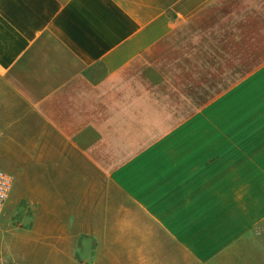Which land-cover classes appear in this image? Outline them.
Returning <instances> with one entry per match:
<instances>
[{"label": "crops", "instance_id": "crops-1", "mask_svg": "<svg viewBox=\"0 0 264 264\" xmlns=\"http://www.w3.org/2000/svg\"><path fill=\"white\" fill-rule=\"evenodd\" d=\"M212 13L228 67L211 86L200 67L192 106L190 70L160 48ZM0 158L36 176L16 201L28 264L41 245L83 264H264V0H0Z\"/></svg>", "mask_w": 264, "mask_h": 264}, {"label": "rangeland", "instance_id": "rangeland-1", "mask_svg": "<svg viewBox=\"0 0 264 264\" xmlns=\"http://www.w3.org/2000/svg\"><path fill=\"white\" fill-rule=\"evenodd\" d=\"M221 29L222 28L220 27L219 33L221 32ZM216 36L214 14L212 13V16L210 17L209 14L207 16L204 15L203 23L200 22L199 16L196 15L190 19V21H187L182 25H178L175 28L170 40L160 48V51L167 52L166 55H163V57L159 59L161 65L171 67L173 69L184 68L185 70H190L192 106L198 99L200 67L205 66L207 68L206 80L208 85H214L215 66H218L217 68H219V70H223L224 72V68L228 67V64L226 63L229 60L226 58L216 59L217 61L222 62V64H216ZM219 45H221V43H219ZM239 65L246 70L247 60L239 59ZM244 70L240 68V72L238 74L233 76H224L222 80L223 90L229 87L232 83H235L245 77ZM187 77L188 76L185 75V78ZM186 80L187 79H185V84ZM213 93L214 92H211L208 89V96L214 95ZM22 168L21 163L14 164L11 162L10 164L6 160L0 158V169L14 175V187L11 194L12 197H10V202L7 203L0 220V228L3 231L2 236L0 237V258H4L7 255L14 257L15 260L19 261L16 264H19L20 262L22 264H28L30 260L28 251H25V247L21 244L24 221L20 218V216L22 215L24 208L20 204H17L16 201L19 199L22 192L24 181L28 178V180H30L36 177L35 174H32L31 177H29L28 174L24 176L25 173ZM33 189L37 190L35 186L31 188V190ZM14 236H16V239H14ZM9 237L11 238L8 239ZM12 238L14 241L16 240V242L19 240L18 247L13 251L7 252L2 249L1 246L4 244L6 239L7 243H9ZM41 247L43 248L42 251L37 250L38 253L34 252V257L32 258L33 263L35 261V254H38L36 256L38 264H83V262L86 261L85 255L80 252H75V254L72 252L70 258L60 251H55L54 249L47 250L44 245H41L40 248Z\"/></svg>", "mask_w": 264, "mask_h": 264}, {"label": "built area", "instance_id": "built-area-1", "mask_svg": "<svg viewBox=\"0 0 264 264\" xmlns=\"http://www.w3.org/2000/svg\"><path fill=\"white\" fill-rule=\"evenodd\" d=\"M14 176L6 171L0 169V220L2 218L6 204L10 198L13 189ZM2 229L0 228V237L2 236Z\"/></svg>", "mask_w": 264, "mask_h": 264}]
</instances>
